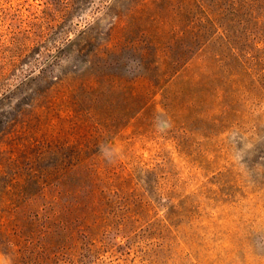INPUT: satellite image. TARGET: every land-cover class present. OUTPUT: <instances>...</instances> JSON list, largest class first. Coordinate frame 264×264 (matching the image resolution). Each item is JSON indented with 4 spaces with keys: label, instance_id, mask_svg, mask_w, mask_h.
<instances>
[{
    "label": "rangeland",
    "instance_id": "rangeland-1",
    "mask_svg": "<svg viewBox=\"0 0 264 264\" xmlns=\"http://www.w3.org/2000/svg\"><path fill=\"white\" fill-rule=\"evenodd\" d=\"M50 3L0 63V264H264V0H0V37Z\"/></svg>",
    "mask_w": 264,
    "mask_h": 264
},
{
    "label": "trees",
    "instance_id": "trees-1",
    "mask_svg": "<svg viewBox=\"0 0 264 264\" xmlns=\"http://www.w3.org/2000/svg\"><path fill=\"white\" fill-rule=\"evenodd\" d=\"M27 2H29V0H27ZM51 6V3L42 7L38 4L31 6V15L28 17V21L26 23L22 22V24L17 28L15 27V32L11 31V33H13L11 37H9L10 31H8L9 33L7 32L9 36L7 34L4 35V33L3 37H0V63H18L24 58L28 51L31 50L30 48H33L38 43H35V41L30 38V35L33 37H40L41 33H43V31L47 28L44 27V23L51 22L49 19L52 17L49 9ZM29 29L32 32H27V36H25L24 31H28ZM95 178L97 180V177ZM89 179L90 178L88 177V180ZM113 179V177L108 178V181L111 182ZM93 180L94 179H90L88 183L94 185ZM101 191L99 190V193H101ZM125 215L131 216L133 214L131 211H127L126 209Z\"/></svg>",
    "mask_w": 264,
    "mask_h": 264
}]
</instances>
